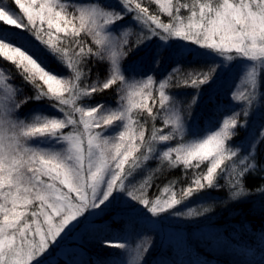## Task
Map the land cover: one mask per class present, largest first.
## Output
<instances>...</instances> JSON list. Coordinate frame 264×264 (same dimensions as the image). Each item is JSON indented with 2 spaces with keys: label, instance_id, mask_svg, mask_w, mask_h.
Listing matches in <instances>:
<instances>
[{
  "label": "snow or ice",
  "instance_id": "obj_1",
  "mask_svg": "<svg viewBox=\"0 0 264 264\" xmlns=\"http://www.w3.org/2000/svg\"><path fill=\"white\" fill-rule=\"evenodd\" d=\"M237 63L228 94L239 110L217 105L214 130L193 131L203 89ZM106 93L114 103L98 98ZM257 110L264 0H0V264H50L66 233L114 202L153 230L209 213L188 204L212 190L250 195L245 181L264 173ZM176 169L184 181L151 198L155 180ZM133 236L135 247L121 242ZM89 238L127 251L128 264H144L154 245L132 230L95 228Z\"/></svg>",
  "mask_w": 264,
  "mask_h": 264
},
{
  "label": "trees",
  "instance_id": "obj_2",
  "mask_svg": "<svg viewBox=\"0 0 264 264\" xmlns=\"http://www.w3.org/2000/svg\"><path fill=\"white\" fill-rule=\"evenodd\" d=\"M32 50L43 57V50L38 44H34ZM167 63L166 61L161 66L160 72L166 74ZM92 67L93 79L97 75L102 78L103 65L94 64ZM239 69L240 64L237 63L227 74H221L216 83L203 89L198 104L191 109L195 113L192 118L193 131L204 133L205 129L214 130L218 118L217 105L221 106V112L225 115L231 114L229 110H239L230 102L228 94L231 82H239ZM183 91L186 93V101L190 103L195 90ZM98 98L110 104L114 103L111 93ZM262 123L264 113L257 110L252 116L251 124L259 127ZM238 136L243 137L244 133L238 132ZM236 143H240V140L237 139ZM259 151L264 149H258ZM187 176L190 180L192 173H187ZM184 177L183 169L166 171L155 180L151 198L160 195L170 180L184 181ZM180 186H186V182L178 185ZM261 186H264V173L255 172L245 181V190L250 195L233 201L228 200L229 194L226 190H212L204 198H196L188 204L189 207L210 206L212 210L209 213L194 220L165 218L153 230L120 217L121 209L114 202L102 215L85 218L72 232L66 233L52 249L50 264H128L131 256L127 251L104 248L89 238L95 228H109L112 232L132 230L153 237L154 245L145 257L144 264H264V194L258 191ZM106 238L110 239L111 236ZM121 242L135 247L138 237L133 236Z\"/></svg>",
  "mask_w": 264,
  "mask_h": 264
},
{
  "label": "rangeland",
  "instance_id": "obj_3",
  "mask_svg": "<svg viewBox=\"0 0 264 264\" xmlns=\"http://www.w3.org/2000/svg\"><path fill=\"white\" fill-rule=\"evenodd\" d=\"M202 138V137H201Z\"/></svg>",
  "mask_w": 264,
  "mask_h": 264
}]
</instances>
